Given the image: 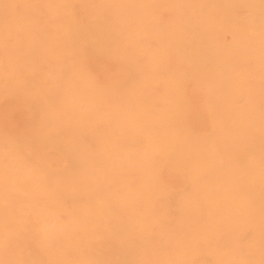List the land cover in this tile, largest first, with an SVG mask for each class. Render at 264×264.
Segmentation results:
<instances>
[{"label":"bare ground","instance_id":"obj_1","mask_svg":"<svg viewBox=\"0 0 264 264\" xmlns=\"http://www.w3.org/2000/svg\"><path fill=\"white\" fill-rule=\"evenodd\" d=\"M0 264H264V0H0Z\"/></svg>","mask_w":264,"mask_h":264}]
</instances>
